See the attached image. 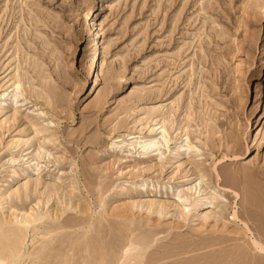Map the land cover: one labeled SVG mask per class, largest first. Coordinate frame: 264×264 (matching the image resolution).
Instances as JSON below:
<instances>
[{
    "label": "rangeland",
    "instance_id": "374dc122",
    "mask_svg": "<svg viewBox=\"0 0 264 264\" xmlns=\"http://www.w3.org/2000/svg\"><path fill=\"white\" fill-rule=\"evenodd\" d=\"M0 255L264 264V0H0Z\"/></svg>",
    "mask_w": 264,
    "mask_h": 264
},
{
    "label": "bare ground",
    "instance_id": "6f19581e",
    "mask_svg": "<svg viewBox=\"0 0 264 264\" xmlns=\"http://www.w3.org/2000/svg\"><path fill=\"white\" fill-rule=\"evenodd\" d=\"M245 39H246V38H245ZM41 83H42V81H41ZM45 86H46V85H45ZM42 88H43V87H42ZM46 91H47V90H46ZM51 94H52V93H51ZM49 95H50V94H49ZM46 96H47V95H46ZM51 97H52V96H51ZM50 103H51V102H50ZM54 104H55V103H54ZM166 121H167V120H166ZM207 131H208V130H207ZM199 201H201V199H196L195 201L192 202V204H193L194 206H196V205L198 204ZM32 218H33V217H32ZM1 255H2V253H1ZM1 255H0V256H1ZM8 255H9V254H8ZM2 256H3V255H2ZM2 258H3V257H2ZM0 264H4V262L0 260Z\"/></svg>",
    "mask_w": 264,
    "mask_h": 264
}]
</instances>
